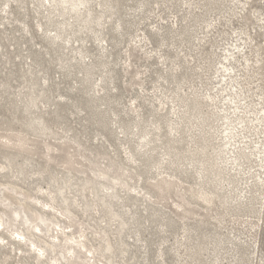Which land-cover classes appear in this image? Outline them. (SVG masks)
Wrapping results in <instances>:
<instances>
[{"label":"clouds","instance_id":"clouds-1","mask_svg":"<svg viewBox=\"0 0 264 264\" xmlns=\"http://www.w3.org/2000/svg\"><path fill=\"white\" fill-rule=\"evenodd\" d=\"M0 264H264V0H0Z\"/></svg>","mask_w":264,"mask_h":264}]
</instances>
